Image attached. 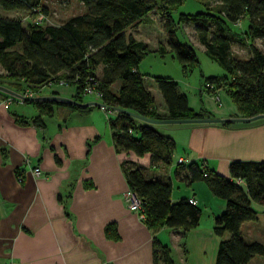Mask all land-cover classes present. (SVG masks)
I'll return each instance as SVG.
<instances>
[{
  "label": "crops",
  "instance_id": "0c3cea01",
  "mask_svg": "<svg viewBox=\"0 0 264 264\" xmlns=\"http://www.w3.org/2000/svg\"><path fill=\"white\" fill-rule=\"evenodd\" d=\"M38 1L47 4L45 0ZM52 2L50 13L60 1ZM23 12L27 10L0 6L2 15L20 16ZM75 14L78 13L63 21L50 14L48 23L58 25ZM145 16L135 25V32H126L136 37ZM152 50L158 52L157 47ZM3 72L1 66L0 73ZM95 73L100 76L101 66ZM157 75L173 78L194 111L203 107L218 116L238 113L223 90L207 92L192 85L188 93L180 89L182 78ZM153 77L147 80L144 76V83L153 93L156 109L166 113ZM119 82H115V88ZM73 90L64 85L58 93L72 96ZM23 102L11 101L0 109V264H162L153 260L154 240L170 247L177 264H215L218 243L229 236L228 232L218 236L212 229L213 218L223 210L225 201L201 180L188 183L178 179L174 156L182 157L184 162L201 160L229 177L231 160H264V119L173 127L183 131L190 126V134L185 141L179 134L173 135L180 140L182 151L176 145L172 163L163 167L164 163L151 164L148 152L137 155L133 151H117L114 130L97 105L70 108L53 104L52 114H47L41 113L35 102ZM35 116L39 119L30 121ZM138 163H146L141 167L148 177L171 180L173 201L182 197L196 199L201 208L196 227L184 232L163 226L152 232L144 219L127 208L124 192L129 186L124 167ZM35 166L40 167L39 175L33 172ZM251 205L257 218L242 222L241 235L247 242L264 243V206L257 202ZM245 264H264V255L255 254Z\"/></svg>",
  "mask_w": 264,
  "mask_h": 264
},
{
  "label": "trees",
  "instance_id": "16d2710c",
  "mask_svg": "<svg viewBox=\"0 0 264 264\" xmlns=\"http://www.w3.org/2000/svg\"><path fill=\"white\" fill-rule=\"evenodd\" d=\"M87 9L70 16L58 25L50 23H23L20 16L0 14V83L19 92L26 88L39 87L48 80L66 79L75 85L73 98L83 100L82 88L89 76L91 82L101 91V99L110 107H122L153 118H180L215 116L203 107L194 111L188 106L187 96L177 88L169 76L154 75L166 105V113H160L155 98L144 83V74L138 69L141 59L150 51L147 43L136 39L130 25L135 26L140 18L156 10L164 18L166 34L165 47L158 43L160 53L172 51L179 60L181 69L190 72L199 59L194 47L182 42L176 35L173 11L184 0H80ZM203 1L206 10L195 13H179L178 20L194 22L201 27L199 40L205 54L220 65L223 75H207L202 88L215 92L221 86V79H228L226 91L236 105L237 112L249 116L264 112V49L256 45L261 39L264 48V0H216L215 8ZM39 5L46 12L45 5L38 0H0L4 9H26ZM212 10L221 11V16ZM242 17L247 20L241 34L231 29ZM214 29L207 35V25ZM238 40L249 46V55L239 58L231 53V42ZM101 66L98 76L95 70ZM116 81H120L117 88ZM31 86V87H30ZM7 93L0 91V95ZM35 102L41 113L52 114L53 104L70 108L78 106L55 100H24ZM39 116L30 121L36 122ZM137 120H139L137 122ZM27 122V120H18ZM114 130L113 143L117 151H133L137 155L150 154L151 164H171L175 140L158 132L151 123L117 111L108 119ZM230 125L231 122H218ZM174 171L178 179L186 182L203 181L210 191L224 199L223 210L213 218V232L221 238L215 257V264H245L255 254L264 255V243L243 239L240 227L243 221L257 218L252 202L264 206V160L235 159L228 163L229 177L197 160L176 161ZM128 186L140 198L144 207V222L156 232L163 226L180 228L184 232L199 223L201 208L196 201L182 197L171 199L170 179L148 177L141 166L124 167ZM240 179V181H237ZM194 199V198H193ZM196 200V199H195ZM66 204L64 200V205ZM109 231V229H108ZM186 253V247L183 249ZM153 260L162 264H177L168 245L154 240ZM187 264V263H181Z\"/></svg>",
  "mask_w": 264,
  "mask_h": 264
},
{
  "label": "rangeland",
  "instance_id": "374dc122",
  "mask_svg": "<svg viewBox=\"0 0 264 264\" xmlns=\"http://www.w3.org/2000/svg\"><path fill=\"white\" fill-rule=\"evenodd\" d=\"M47 2L46 4V12L45 19L42 23H48L51 19V15L53 14L54 18L57 21H63L68 15L73 13H80L83 10L87 9V6L84 5L83 2H78L77 0H59L60 2H57L55 11L50 13V5L54 4L52 1L54 0H45ZM58 1V0H57ZM207 1L208 6L211 8H215V6L218 4L216 0H204ZM45 2V3H46ZM40 3V2H39ZM43 6V3H40ZM200 10H206L205 5L203 4V1L201 0H184L183 3L179 4L176 9L173 11V19H174V29L176 32L177 37L182 42H187L188 44L192 45L197 53V57L199 59L198 65L192 69V71L187 72L188 74H183V71L181 69V65L179 60L176 58V56H173L172 51H165L164 53H160L157 51L152 50L154 47H158V43H163L165 47H168L166 44V34L164 30V18L156 12V10H151V17L150 12L147 16L143 18L142 24H141V30H139L136 33V39L142 38L146 41L147 46L150 48V51L141 59L139 62L138 68L139 70L144 74V76L147 78L149 76H154L157 74H167L176 78H182L181 81H179L180 89L184 92H191L190 86H202V83L204 81V77L207 75H213V74H222L225 72V70L218 65L214 60L209 58L205 52L203 51L204 45L199 40V34L198 31L201 27L196 26L194 22H182L178 20V14L179 13H195ZM43 11V9H42ZM218 15H222L221 11L212 10ZM44 12V11H43ZM36 15V12L30 11V12H23V14L20 15L22 20L24 22L30 21V17H34ZM231 29L238 34H241L242 31L246 29L247 20L245 17H242L241 22L239 24H230ZM133 25H130L127 30L133 31L134 30ZM214 25L212 23H209L207 25V35L209 36L211 34V31L214 29ZM127 33V32H126ZM255 43L260 48L264 49L261 43V39L256 38ZM231 53L232 55L239 57V58H245L249 55V46L246 43L240 42L238 40H233L231 42ZM1 71V66H0ZM186 73V72H184ZM221 86L215 90V92H218L219 90L226 91V84L228 79H221ZM31 87V86H30ZM37 86L32 87V89H36ZM71 89V87H70ZM155 91L159 93V90L156 88ZM41 94H45L47 92H40ZM48 93H54V92H48ZM58 93V92H56ZM201 95V94H200ZM13 96V95H12ZM90 97H94L92 94H85L83 95V99L87 100ZM201 98V96H200ZM27 100V99H26ZM203 100V98H202ZM12 101L14 103H20V100L13 96ZM23 102V101H21ZM27 105H32L30 102H23ZM199 103H201V100L199 99ZM30 107V106H29ZM116 114V113H114ZM113 114V115H114ZM218 116V115H215ZM222 116V115H221ZM226 116V115H225ZM264 119V117L259 118ZM257 120V119H256ZM139 120H137L138 122ZM190 122H172V123H151L152 125H155L158 127V132L164 133L166 135L171 136L175 140V146H179L178 149H180L179 139H176L174 136H177V134L180 135V137H184V140L186 138H189V128H186L183 131L176 130L173 127H181L180 125H188ZM231 123H241V122H231ZM168 127V128H166ZM174 135V136H173ZM182 151V149H180ZM178 156H174L175 161L177 160ZM134 163H137L135 161ZM146 163H138L139 166H146ZM163 167H166L167 164H163Z\"/></svg>",
  "mask_w": 264,
  "mask_h": 264
},
{
  "label": "built area",
  "instance_id": "2783aa9c",
  "mask_svg": "<svg viewBox=\"0 0 264 264\" xmlns=\"http://www.w3.org/2000/svg\"><path fill=\"white\" fill-rule=\"evenodd\" d=\"M32 11L36 12V15L34 17H30V21L35 22V23H42L45 19V14L42 11L41 7L39 5H35L31 8ZM94 79V77L89 76L87 78L86 84L82 88V97L85 94H92L94 95L95 99L100 101L102 104L99 105V107L105 112L107 119L114 113H117V109L114 107H110L107 104L103 102L101 99V91L96 87V83L91 82ZM68 85L73 89H75V85H70L67 83L66 79L60 78L58 80L53 79V80H48L46 83H43L37 91L26 88L24 91L20 92L22 94L21 97H17L19 100L24 101L27 99V97L40 94V92H58L60 86ZM72 95L74 94V90L72 91ZM13 96L10 94L6 95H0V109L6 108L9 103L12 101ZM178 162H183L184 159L182 157H177ZM33 172L35 175H39L40 173V167L35 166L33 168ZM237 181H240V179H237ZM124 200L126 201L127 208L133 212L136 213L138 217L141 219H144L145 213H144V207L142 205V202L138 195L134 192L133 189L128 187L126 191L124 192ZM191 202H195L196 200L191 198Z\"/></svg>",
  "mask_w": 264,
  "mask_h": 264
},
{
  "label": "water",
  "instance_id": "95a60500",
  "mask_svg": "<svg viewBox=\"0 0 264 264\" xmlns=\"http://www.w3.org/2000/svg\"><path fill=\"white\" fill-rule=\"evenodd\" d=\"M0 91H3L7 94L13 95L15 97H21L22 94L17 91L14 90L4 84L0 83ZM27 100L30 101H36V100H55V101H64V102H68L71 104H74L78 107H84L87 105H97L99 106L100 104H102L100 101L98 100H77L75 98H73L72 96H68V95H63L60 93H45V94H36L30 97H27ZM116 109L118 111H121L123 113L129 114L133 117H136L138 119L144 120L148 123H172V122H178V123H182V122H190V123H218V122H244V121H252L261 117H264V112H259V113H255L253 115H249V116H245L242 115L240 113H236L234 115H226V116H201V117H180V118H172V117H164V118H153V117H148L136 112H133L131 110L122 108V107H116Z\"/></svg>",
  "mask_w": 264,
  "mask_h": 264
}]
</instances>
